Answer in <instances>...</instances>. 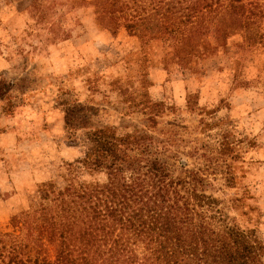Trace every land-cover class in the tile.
I'll return each instance as SVG.
<instances>
[{"label": "rangeland", "instance_id": "374dc122", "mask_svg": "<svg viewBox=\"0 0 264 264\" xmlns=\"http://www.w3.org/2000/svg\"><path fill=\"white\" fill-rule=\"evenodd\" d=\"M90 1L0 0V233L18 242L17 222L44 205L38 189L62 183L82 155L64 130L65 97L120 132L147 130L142 111H159L170 162L232 178L214 194L233 199L231 216L264 243V48L237 81L221 55L197 64L155 41L139 78L141 39L114 12L98 25Z\"/></svg>", "mask_w": 264, "mask_h": 264}, {"label": "trees", "instance_id": "16d2710c", "mask_svg": "<svg viewBox=\"0 0 264 264\" xmlns=\"http://www.w3.org/2000/svg\"><path fill=\"white\" fill-rule=\"evenodd\" d=\"M89 3L98 25L114 12L139 36V78L146 76L143 65L152 63L155 41L178 46L181 59L197 64L221 55L237 81L253 50L264 48V1ZM60 102L64 130L82 155L68 163L62 183L38 189L44 205L17 222L18 242L0 233V264H264V243L230 214L234 200L214 194L219 186L231 187L232 178L219 183L200 169L172 164V140L154 131L159 111H142L147 130L120 132L93 125L69 99Z\"/></svg>", "mask_w": 264, "mask_h": 264}]
</instances>
